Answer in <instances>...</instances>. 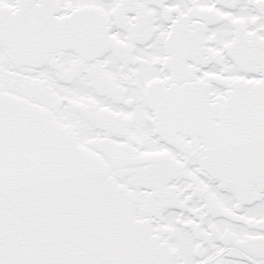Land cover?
Instances as JSON below:
<instances>
[{"label":"snow or ice","instance_id":"6c2138e0","mask_svg":"<svg viewBox=\"0 0 264 264\" xmlns=\"http://www.w3.org/2000/svg\"><path fill=\"white\" fill-rule=\"evenodd\" d=\"M0 264H264V0H0Z\"/></svg>","mask_w":264,"mask_h":264}]
</instances>
